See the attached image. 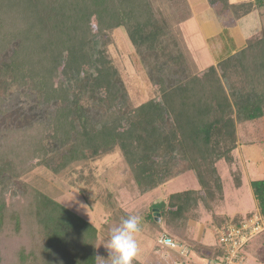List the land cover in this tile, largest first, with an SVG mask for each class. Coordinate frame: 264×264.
Masks as SVG:
<instances>
[{"label": "trees", "instance_id": "trees-1", "mask_svg": "<svg viewBox=\"0 0 264 264\" xmlns=\"http://www.w3.org/2000/svg\"><path fill=\"white\" fill-rule=\"evenodd\" d=\"M208 2L238 19L264 8V0ZM153 12L150 0H0V264H98V229L57 200L44 175L37 184L24 180L36 165L67 177L89 207H103L108 239L130 215L119 188L150 192L186 171L199 187L151 203L142 216L153 226L216 258L222 248L192 234L202 208L220 229L264 218V179L250 182L256 209L245 218L217 212L224 200L217 163H233L238 124L264 117V31L209 68L190 71ZM116 26L154 86L139 103L108 53ZM15 96L33 102L19 105ZM116 152L126 166L119 182L94 166ZM232 173L239 188L241 175Z\"/></svg>", "mask_w": 264, "mask_h": 264}, {"label": "rangeland", "instance_id": "rangeland-1", "mask_svg": "<svg viewBox=\"0 0 264 264\" xmlns=\"http://www.w3.org/2000/svg\"><path fill=\"white\" fill-rule=\"evenodd\" d=\"M150 1L154 10L150 17L154 25H163L165 29L163 37L178 43L191 66L190 71L209 68L221 56L233 53L242 47L247 38L264 31V8L238 19L234 17L230 10L223 9L220 4L211 5L208 0ZM243 1L246 0H229L231 3ZM109 33L111 42L108 45V53L120 70L121 77L133 101L139 103L152 97L154 93L153 83L150 81L146 67L136 54L134 46L124 29L116 26ZM15 97L19 105L22 103L28 106L33 102L32 99H26L23 96L22 100L17 96ZM13 102L11 101L10 104L14 108ZM237 133L239 143L238 148L234 151L233 163L228 165L223 160L217 163L226 195L227 207H218V211H227V214L230 215L240 213L245 218L250 211L256 209V200L250 182L256 179H264V117L238 124ZM94 166H96L100 175H104V172H106L109 177L114 176L117 182L124 178L126 174V166L117 152L98 159ZM241 169L245 171L243 175ZM235 170L241 175V186L239 188L234 186L232 172ZM44 172L46 171L42 166L36 165L33 170L25 175L24 180L28 183L36 182L37 184V179L44 175L48 181L47 189L55 195L56 199L88 219L98 229L97 261L98 264H109L107 260L109 250L106 248L109 239L100 227L107 216L103 207L97 203L92 208L89 207L79 195L77 189L69 185L67 177L58 175L57 177ZM198 187L199 184L194 174L191 171H186L183 174L175 175L162 186L150 192L140 193L137 188L130 189L125 186L119 188V204L128 210L130 215H140L142 217L140 230L136 233L139 253L134 261L137 260L145 264H171L164 260L166 259L164 251L166 247L158 245V239L164 234L190 248V254L184 258L186 264L192 259L190 257L193 254L192 250H195L193 249V242L182 241L166 229L160 230L153 226L143 218L142 211L168 193ZM201 210L203 223L208 226L206 227V242L218 244L219 230L214 232L209 229L212 216L203 208ZM155 213L157 212L155 211ZM254 216L259 217L258 214ZM160 226L162 227L163 224L160 223ZM200 227L201 225L196 228L194 225L191 226L194 236L199 234L197 228ZM199 231L201 230L199 229ZM199 256L201 258L198 260L202 264L206 260V258L203 259L205 252L200 253Z\"/></svg>", "mask_w": 264, "mask_h": 264}, {"label": "built area", "instance_id": "built-area-1", "mask_svg": "<svg viewBox=\"0 0 264 264\" xmlns=\"http://www.w3.org/2000/svg\"><path fill=\"white\" fill-rule=\"evenodd\" d=\"M264 230V220L261 216H252L245 219L240 225H227L219 230L218 244L223 254L216 258H206L202 264H241L244 260L243 246L254 236ZM159 245L177 250L183 257H187L189 249L175 241L168 235L158 239Z\"/></svg>", "mask_w": 264, "mask_h": 264}, {"label": "crops", "instance_id": "crops-1", "mask_svg": "<svg viewBox=\"0 0 264 264\" xmlns=\"http://www.w3.org/2000/svg\"><path fill=\"white\" fill-rule=\"evenodd\" d=\"M244 160H246V159H244ZM244 168H245V163H244ZM244 172L245 171L242 170L241 174L243 175ZM221 206L226 207V195H225V193H224V200L220 203V205L218 207L220 208ZM218 207H217V212L219 214H226L228 216L234 215V214H232V215L227 214V211L220 212V211H218ZM235 214H240V213H235ZM200 220H202V221L200 222ZM200 220L190 222V224L194 225L195 228L197 226L199 227V225H201L200 228H197L199 234L194 236L195 241L202 243L203 245H206V246H217V243L206 242L207 241L205 238L206 230H207L206 227H208V226H205V224L203 223L202 217ZM200 223H203V224H200ZM209 225H210L209 229L211 231L213 230L214 232H216V231L220 230L219 227H214L213 225H211V223ZM199 229L201 231H199ZM246 245H247L246 249H243L244 260L241 264H255V263L256 264H264V230L262 232H260L259 234H257L256 236H254V238L252 240H250ZM188 249H189V251H191L190 248H188ZM164 251L166 253V259H164L165 261H167L171 264H186V262L184 260L185 257H183L181 254H179V252L177 250H172V249H169L166 247V249H164ZM192 251H193V254L190 256L192 259L190 261H188L187 264H201L198 260L199 258H201L199 256L200 253L197 252L196 250H192ZM204 258H208V257L204 256L203 259Z\"/></svg>", "mask_w": 264, "mask_h": 264}, {"label": "clouds", "instance_id": "clouds-1", "mask_svg": "<svg viewBox=\"0 0 264 264\" xmlns=\"http://www.w3.org/2000/svg\"><path fill=\"white\" fill-rule=\"evenodd\" d=\"M142 217L129 215L115 227L107 243L109 264H133L139 253L136 233L140 230Z\"/></svg>", "mask_w": 264, "mask_h": 264}]
</instances>
